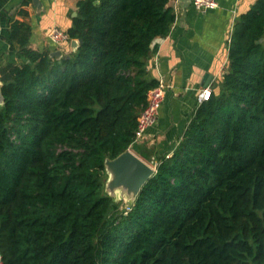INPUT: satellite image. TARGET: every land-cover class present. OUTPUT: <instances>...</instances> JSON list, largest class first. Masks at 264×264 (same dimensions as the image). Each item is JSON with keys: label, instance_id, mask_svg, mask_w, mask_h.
I'll return each instance as SVG.
<instances>
[{"label": "trees", "instance_id": "trees-1", "mask_svg": "<svg viewBox=\"0 0 264 264\" xmlns=\"http://www.w3.org/2000/svg\"><path fill=\"white\" fill-rule=\"evenodd\" d=\"M169 0H80L68 58L10 40L0 68V264H264V0L236 21L228 67L130 210L104 162L134 149L151 44ZM137 146V147H135Z\"/></svg>", "mask_w": 264, "mask_h": 264}, {"label": "crops", "instance_id": "crops-1", "mask_svg": "<svg viewBox=\"0 0 264 264\" xmlns=\"http://www.w3.org/2000/svg\"><path fill=\"white\" fill-rule=\"evenodd\" d=\"M78 1L0 0V68L24 62L10 40L15 23L30 27L29 46L34 51L47 52L49 57L59 51L63 56L60 59L74 52L73 39L56 43L49 33L52 29L68 33ZM215 1L218 7L205 13L197 11L189 0L168 1L175 14L174 22L166 37L154 39L146 64L148 77L163 81L167 88L156 123L146 131L139 146L147 158L134 151L143 161L153 164L156 154L169 157L191 120L200 90L207 85L217 92L228 67L234 24L258 0Z\"/></svg>", "mask_w": 264, "mask_h": 264}, {"label": "water", "instance_id": "water-1", "mask_svg": "<svg viewBox=\"0 0 264 264\" xmlns=\"http://www.w3.org/2000/svg\"><path fill=\"white\" fill-rule=\"evenodd\" d=\"M80 43L81 39H73L72 48L76 50ZM50 57L60 59L63 56L59 51H55L50 54ZM1 88L2 82L0 80V107L4 104ZM104 168L108 176L105 185L107 194L113 198L116 192H119L124 199L132 203L135 201L144 184L155 173L153 167L135 155L131 150L125 151L113 160L106 159Z\"/></svg>", "mask_w": 264, "mask_h": 264}, {"label": "built area", "instance_id": "built-area-1", "mask_svg": "<svg viewBox=\"0 0 264 264\" xmlns=\"http://www.w3.org/2000/svg\"><path fill=\"white\" fill-rule=\"evenodd\" d=\"M189 2L197 11L201 13H205L206 11L216 9L218 7L215 0H189ZM49 37L56 43L70 40L68 33L59 29H52L49 33ZM166 88L167 85L164 84L163 81H159L158 85L147 93L146 104L137 119L138 124L135 145L143 144L146 131L156 123L159 109L165 96ZM211 92L210 86L203 87L197 95V106L210 100ZM152 163V167L156 170V166L158 165L157 162L154 160Z\"/></svg>", "mask_w": 264, "mask_h": 264}, {"label": "rangeland", "instance_id": "rangeland-1", "mask_svg": "<svg viewBox=\"0 0 264 264\" xmlns=\"http://www.w3.org/2000/svg\"><path fill=\"white\" fill-rule=\"evenodd\" d=\"M129 150H131L133 153H134V149H133V147L132 148H129ZM134 154H136L137 155V153H134ZM138 156V155H137ZM144 160V159H143ZM145 162H147V161H145ZM147 164H149L151 167L153 166V164H151V163H149V162H147ZM106 181H105V185H106V182H107V180H108V176H107V174H106ZM105 185H104V189H105ZM113 199L116 201V202H119L120 203V209L121 210H124L125 212L126 211H128V210H130V206L134 203H132L131 201H129V200H126V199H124L121 195H120V193L119 192H116V194H115V196L113 197Z\"/></svg>", "mask_w": 264, "mask_h": 264}]
</instances>
